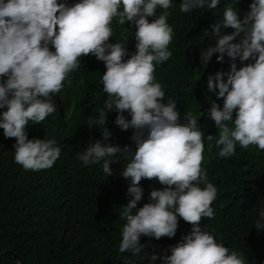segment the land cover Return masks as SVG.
<instances>
[{"label": "clouds", "instance_id": "obj_1", "mask_svg": "<svg viewBox=\"0 0 264 264\" xmlns=\"http://www.w3.org/2000/svg\"><path fill=\"white\" fill-rule=\"evenodd\" d=\"M220 3L181 0L180 11L215 9ZM172 5L173 0H0V110L6 109L0 111V129L5 138H15L14 159L25 170L51 168L61 148L54 139H29L26 126L39 125L56 111L50 94L60 92L68 74L80 67V57L94 56L103 62L98 69L106 99L99 119L91 123L104 130L102 139L88 142L78 159L84 166L102 162L105 178L113 175L110 164L117 154L129 160L120 173L129 182L130 199L120 207L119 218L126 222L119 251L153 264L158 257L141 255L146 248L141 237L173 238L179 217L192 225L191 231L168 249L170 255L160 257L163 264H247L200 226L203 218H214L210 205L217 196L201 167L205 135L196 117L186 112L181 123L177 102L164 103L165 91L154 75L156 66L172 56L173 37L168 13L157 15V9ZM114 18L134 26L136 44L113 38ZM211 28L215 45L201 50V66L206 68L216 54L218 63L225 55L231 61L229 71L209 75L206 84L209 94L223 100L222 107L211 101L207 112L219 129L218 156L235 155L237 143L264 150V0H252L242 20L233 7H224L222 20ZM227 28L234 31L224 34ZM237 60L243 65L239 70ZM249 60L254 62L244 63ZM111 111L121 131L133 130L134 152L108 142L105 124ZM153 178L164 187L151 190L149 202L138 208L140 182ZM258 208L254 228L259 231L264 207Z\"/></svg>", "mask_w": 264, "mask_h": 264}, {"label": "trees", "instance_id": "obj_2", "mask_svg": "<svg viewBox=\"0 0 264 264\" xmlns=\"http://www.w3.org/2000/svg\"><path fill=\"white\" fill-rule=\"evenodd\" d=\"M180 3L173 0L168 10L157 9V15L168 13L173 37L169 45L172 56L156 66L154 75L165 91L164 103L167 99L176 101L181 123L186 112L196 117L205 135L201 167L207 173V182L216 186L217 196L210 205L214 218H203L200 226L244 256L247 264H264V229L254 228L258 207H264V150L255 145L245 149L237 143L235 155L218 156L215 140L219 129L207 112L211 101L222 107L223 100L209 94L206 84L209 75L229 71L231 61L225 55L218 63L219 54L206 68L200 61L201 50L215 45L211 26L222 20L224 7H233L242 20L252 0H221L215 9L205 7L189 13L180 11ZM111 26L114 39L136 44L134 26L120 25L117 18ZM233 31L222 29L224 34ZM79 60L80 67L68 74L60 92L50 94L56 111L39 125L26 126L29 139H54L61 148L51 168L25 170L14 159L15 138H5L0 129V264H18L15 257L20 264H150L147 258L139 260L119 251L126 222L119 218L120 207L130 199L126 194L129 182L120 173L129 160L117 154L110 164L113 175L105 178L102 162L84 166L78 159L88 142L102 139L104 126L93 127L91 121L99 119L106 99L98 69L103 62L92 55ZM236 63L239 70L243 65L239 60ZM124 115L130 119L127 112ZM116 116L111 111L106 117L105 127L111 133L108 142L121 148L128 146L134 152L133 130L121 131L115 124ZM208 135L213 136L212 141L206 139ZM140 186L143 197L138 208L149 202L151 190L164 187L156 178L142 179ZM191 228L178 217L173 238L141 237L146 245L141 255L155 254L158 259L153 264H163L160 257L170 255L168 249Z\"/></svg>", "mask_w": 264, "mask_h": 264}, {"label": "water", "instance_id": "obj_3", "mask_svg": "<svg viewBox=\"0 0 264 264\" xmlns=\"http://www.w3.org/2000/svg\"><path fill=\"white\" fill-rule=\"evenodd\" d=\"M15 260L17 261L18 264H20V261L17 257H15Z\"/></svg>", "mask_w": 264, "mask_h": 264}]
</instances>
